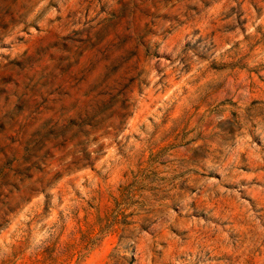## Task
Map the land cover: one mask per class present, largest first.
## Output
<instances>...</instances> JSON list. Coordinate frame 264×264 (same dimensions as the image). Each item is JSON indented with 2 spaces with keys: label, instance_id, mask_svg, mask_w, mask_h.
I'll return each instance as SVG.
<instances>
[{
  "label": "rangeland",
  "instance_id": "rangeland-1",
  "mask_svg": "<svg viewBox=\"0 0 264 264\" xmlns=\"http://www.w3.org/2000/svg\"><path fill=\"white\" fill-rule=\"evenodd\" d=\"M0 264H264V0H0Z\"/></svg>",
  "mask_w": 264,
  "mask_h": 264
}]
</instances>
